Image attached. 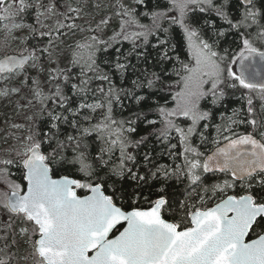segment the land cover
<instances>
[{
  "label": "snow or ice",
  "instance_id": "snow-or-ice-1",
  "mask_svg": "<svg viewBox=\"0 0 264 264\" xmlns=\"http://www.w3.org/2000/svg\"><path fill=\"white\" fill-rule=\"evenodd\" d=\"M0 264H264V0H0Z\"/></svg>",
  "mask_w": 264,
  "mask_h": 264
}]
</instances>
